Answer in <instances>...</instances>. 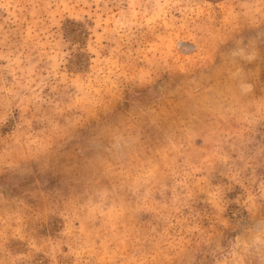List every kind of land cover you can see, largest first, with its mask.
Segmentation results:
<instances>
[{"label":"rangeland","instance_id":"1","mask_svg":"<svg viewBox=\"0 0 264 264\" xmlns=\"http://www.w3.org/2000/svg\"><path fill=\"white\" fill-rule=\"evenodd\" d=\"M258 220L264 0H0V264H264Z\"/></svg>","mask_w":264,"mask_h":264},{"label":"clouds","instance_id":"2","mask_svg":"<svg viewBox=\"0 0 264 264\" xmlns=\"http://www.w3.org/2000/svg\"><path fill=\"white\" fill-rule=\"evenodd\" d=\"M231 55L233 57H239L241 60H244L246 62H251L253 59H255V54H248L246 52V49L243 47L239 48L236 51H233ZM234 76L239 77L240 72L238 71L237 73L234 74ZM239 87L242 92L246 93L248 91H251L252 85L242 81L239 84ZM242 227L247 228L248 226L245 225ZM251 230L253 233H255V236L250 241V246L248 248V251L253 252L256 250H264V220H258L255 223H253L251 225Z\"/></svg>","mask_w":264,"mask_h":264}]
</instances>
